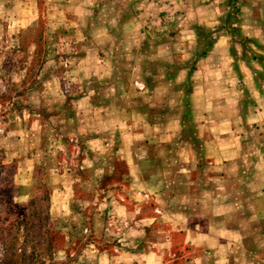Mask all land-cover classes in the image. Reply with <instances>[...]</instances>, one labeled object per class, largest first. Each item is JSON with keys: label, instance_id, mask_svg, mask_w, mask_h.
I'll list each match as a JSON object with an SVG mask.
<instances>
[{"label": "rangeland", "instance_id": "1", "mask_svg": "<svg viewBox=\"0 0 264 264\" xmlns=\"http://www.w3.org/2000/svg\"><path fill=\"white\" fill-rule=\"evenodd\" d=\"M198 159L229 160L238 195L201 218L237 231L232 264H264V0H0V264L139 249L188 264L149 242L165 221L142 245L107 242L101 207L136 172L152 192L200 190L178 166L171 181L174 160Z\"/></svg>", "mask_w": 264, "mask_h": 264}, {"label": "crops", "instance_id": "2", "mask_svg": "<svg viewBox=\"0 0 264 264\" xmlns=\"http://www.w3.org/2000/svg\"><path fill=\"white\" fill-rule=\"evenodd\" d=\"M160 163L164 162L161 161ZM172 165L174 167L171 172V179L173 178L171 181H174L175 186L177 185L176 183H181L178 180L182 179L185 181L189 179L193 182L198 181V185H202L200 190L190 191L189 188L188 190L184 188V190L180 191L177 188L174 192H170L171 188L169 190L166 189V191L161 188L156 192H152L145 176L136 172L128 188L117 190L125 198L124 202L114 199V193H117V191H109L104 196L101 208L105 210L106 214H112L113 218V221H110L108 225L105 222V228L109 227L110 230L106 241H117L123 245L133 243H136L137 246L142 245L150 239L152 232L159 228L163 229L161 227L163 224H157L165 221L167 229L158 232L165 233L164 239L162 241L149 240V242L156 245L165 244L170 248L184 247L189 253L185 260L186 262L189 261L188 264H232V261L238 260L237 256L231 252L235 241H238L237 236H234L237 231H233V228L227 226L215 228V223L212 225L210 219L201 218L203 213L208 211L214 213L217 210L231 213L236 210L235 198L238 195L236 194L237 187H235V182L237 179L233 175H229V160H174ZM216 165L222 166V168L220 174L215 175L216 179L214 180L225 183L227 188L213 192L209 196L210 194L203 191L202 188L205 185H211L208 183L213 176L207 174L206 171H211V168H216ZM176 166L184 168L181 173L188 172L189 174H181L183 176H178L179 178L176 180L177 177L173 172ZM196 172L198 178L196 177ZM208 196L211 199H207ZM214 196L221 197V200L216 199L213 201ZM192 197L198 198L200 203L193 201ZM177 198H179L178 202H176ZM181 198L184 199L183 202H180ZM171 199H173V202L169 201ZM149 200L154 205H152L153 208L150 207V213L145 214ZM66 202L62 199V202H59L61 204L59 207H64ZM68 202L73 208L75 207L74 204L77 203L73 199ZM156 208L160 211L159 214L155 212ZM202 219H205L203 223L200 222ZM118 223L123 230L117 235L112 233V231L113 226ZM155 225L157 226L155 227ZM152 234L155 235V233ZM128 251L121 252L120 255L115 256V258L119 259V264H163L165 260L158 253L144 252L141 249L139 251ZM100 257V259L105 260L103 255Z\"/></svg>", "mask_w": 264, "mask_h": 264}]
</instances>
